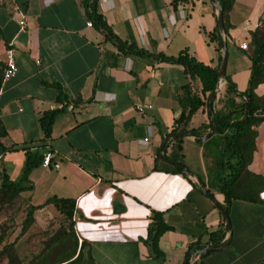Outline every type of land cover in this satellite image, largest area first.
Listing matches in <instances>:
<instances>
[{
  "label": "crops",
  "instance_id": "1",
  "mask_svg": "<svg viewBox=\"0 0 264 264\" xmlns=\"http://www.w3.org/2000/svg\"><path fill=\"white\" fill-rule=\"evenodd\" d=\"M214 1L97 0L109 33L142 52L136 54L120 52L113 39L86 26L81 0H0V183L3 174L20 180L21 148L51 152L50 166L34 167L18 195L26 207L38 208L36 217H60L46 204L50 198L73 201L72 230L93 264H264V187L257 202L229 201L228 232L214 204L224 205L217 183L220 135L214 128L208 134L207 106L186 125L197 136L173 132L183 88L199 96L200 83L156 58L186 52L214 65L221 55L210 39L219 7ZM263 12L264 0H233L225 14L224 78L214 88L211 116L228 112L225 78L239 96L247 88L250 34L261 28ZM8 43L17 71L3 80ZM253 93L264 97V79ZM54 110L44 140L38 118ZM254 130L246 171L264 179V121ZM152 213L167 227L157 242L158 259L142 243ZM218 235L215 246H226L200 253Z\"/></svg>",
  "mask_w": 264,
  "mask_h": 264
},
{
  "label": "trees",
  "instance_id": "2",
  "mask_svg": "<svg viewBox=\"0 0 264 264\" xmlns=\"http://www.w3.org/2000/svg\"><path fill=\"white\" fill-rule=\"evenodd\" d=\"M222 12V21H225V14L229 11L233 0H218ZM85 18L91 22V26L104 34L105 39H113L116 48L122 52H135L129 46L117 42L109 33L106 25L97 13V0H81ZM264 19V12H263ZM264 22V21H263ZM261 24H263L261 22ZM222 32L226 36V24H223ZM212 42L215 43V49L218 51L217 34L211 35ZM251 59H250V76L247 88L239 96L236 94L232 84L225 78V94L228 97L224 103L229 107L228 112L222 111L218 115H213L211 121L215 129L213 134L220 135V161H219V178H217L218 190L223 197L222 208L227 211V206L231 199H239L249 202H257L258 193L264 187V179L246 171V166L250 161L253 150V140L255 137V127L264 121V97H257L253 90L264 79V30L256 29L250 34ZM156 58L161 62L171 63L182 67L183 72L190 78L194 77L200 83L199 96L191 92L189 87L183 88L184 96L179 100L181 113L174 121L175 127L173 132L180 134H190L197 136L195 130H187L186 125L191 116L199 107H205L208 103L209 93L215 88L217 83V70L220 57L218 56L214 65H204L194 61L186 52L176 57H165L157 55ZM239 102H235L237 98ZM228 103V104H227ZM58 111H49L43 113L38 118V126L42 132L43 139L49 138L52 123ZM205 126L204 129H207ZM41 146H44L41 144ZM24 156V165L21 178L18 182H12L2 175L0 183V197L11 200L20 192L26 189V179L28 173L37 165L41 164L43 155L32 153L29 148H21ZM175 171L181 173L178 167ZM46 204H51L60 215L65 225H60L57 229L58 235L55 239V248L53 252L43 251L40 258L31 264H93L90 257L83 252V242L79 245L72 230V218L74 212L73 201L50 198ZM36 207H27L25 211L24 223L32 222V213ZM167 230L166 225L161 220L160 215L152 213L150 222L146 229V237L143 245L147 248L150 256L154 259L159 258V249L157 242L159 237ZM222 235L212 239V245H217L221 241ZM3 240V234L0 237V243ZM51 244L48 245V247ZM8 249L3 246L0 255ZM196 249V250H194ZM191 250V249H190ZM197 246H193L191 251H198ZM46 256V258L44 257ZM46 259V260H45Z\"/></svg>",
  "mask_w": 264,
  "mask_h": 264
},
{
  "label": "rangeland",
  "instance_id": "3",
  "mask_svg": "<svg viewBox=\"0 0 264 264\" xmlns=\"http://www.w3.org/2000/svg\"><path fill=\"white\" fill-rule=\"evenodd\" d=\"M263 21L261 19V30H264ZM26 209L19 195L11 200L0 197V237L3 234L0 250L3 246L8 247L0 255V264H31L42 256L43 251L53 252L55 248L57 229L65 225L61 217L41 213L36 217V213L28 224L24 223Z\"/></svg>",
  "mask_w": 264,
  "mask_h": 264
},
{
  "label": "water",
  "instance_id": "4",
  "mask_svg": "<svg viewBox=\"0 0 264 264\" xmlns=\"http://www.w3.org/2000/svg\"><path fill=\"white\" fill-rule=\"evenodd\" d=\"M210 1L215 4L214 0H210ZM217 8H218V14H217L216 33H217V37H218L219 50L221 52L220 61H219V65H218V70H217V79L220 80V79L224 78V66H225V60H226V50H225V47H224L223 42H222L221 37H220V33H221V30H222V26H223V23H222V12H221V9L219 7H217ZM213 97H214V89L209 94L208 104H207V114H208V116L210 118V130H209L208 134H211L214 131L213 122L211 121V117H212L211 116V104H212V101H213ZM161 159L164 160V161H167L168 163H172V164L178 166L183 171V173L185 175H188V176L190 175V172L186 168H184L182 165H179V164H177L175 162H171L169 160H165L163 158H161ZM214 204H215L216 208L218 209L219 213L221 214V216L223 217V219H224V221L226 223L228 232H230V225H229V222H228V218H227L226 212L217 203L214 202ZM225 246H226V242L224 244H220L218 246H212V247L208 246L206 249H204L200 253H208V252L223 248Z\"/></svg>",
  "mask_w": 264,
  "mask_h": 264
},
{
  "label": "built area",
  "instance_id": "5",
  "mask_svg": "<svg viewBox=\"0 0 264 264\" xmlns=\"http://www.w3.org/2000/svg\"><path fill=\"white\" fill-rule=\"evenodd\" d=\"M22 19V17H20ZM18 25L20 26L19 29L20 31L22 30V25H23V21L20 20L18 22ZM86 26L90 27L91 26V22L87 21L86 22ZM241 49H245V45H241L240 46ZM13 48H12V43H8L5 48H4V69H3V73H2V79H8L11 78L15 75L17 69L14 63V58H13ZM136 110L138 112L142 111V108L137 107ZM51 159H52V154L51 152H46L43 157H42V161H41V167L42 168H48L50 166L51 163ZM58 165L54 164L53 168H57ZM77 242L80 244V240L77 238Z\"/></svg>",
  "mask_w": 264,
  "mask_h": 264
}]
</instances>
